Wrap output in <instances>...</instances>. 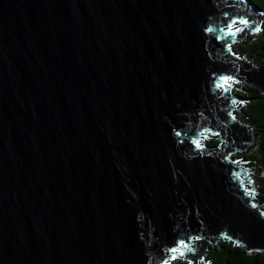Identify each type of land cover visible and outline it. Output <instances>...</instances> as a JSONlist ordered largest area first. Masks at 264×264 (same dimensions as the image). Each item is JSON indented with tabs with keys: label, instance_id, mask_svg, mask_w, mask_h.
Listing matches in <instances>:
<instances>
[{
	"label": "water",
	"instance_id": "95a60500",
	"mask_svg": "<svg viewBox=\"0 0 264 264\" xmlns=\"http://www.w3.org/2000/svg\"><path fill=\"white\" fill-rule=\"evenodd\" d=\"M263 11L253 0H0V264H162L196 234L264 252L261 169L234 157L254 131L227 118L240 103L212 84L231 71L264 89V66L205 31L224 12L259 23ZM197 124L234 141L242 163L175 135Z\"/></svg>",
	"mask_w": 264,
	"mask_h": 264
},
{
	"label": "trees",
	"instance_id": "16d2710c",
	"mask_svg": "<svg viewBox=\"0 0 264 264\" xmlns=\"http://www.w3.org/2000/svg\"><path fill=\"white\" fill-rule=\"evenodd\" d=\"M253 1L264 9V0ZM246 33L248 37L243 38V41L238 45L239 50L245 53L249 52L251 56L261 62V65H264V31L259 33V36H255L256 34H252L250 30ZM236 93L241 95L243 99L249 100L246 101L247 105L243 108L241 119L254 130L258 146L256 152L254 151L244 158H247L250 164L262 169L260 170L261 174L257 176L256 192L259 191V198L264 203V89L254 83L242 82ZM205 142L210 145H217L219 139L212 136ZM196 253H198L199 258L205 255L213 264H264V252L249 251L243 245L224 237L208 246L197 247ZM183 261L180 264H186ZM196 262H199L198 259Z\"/></svg>",
	"mask_w": 264,
	"mask_h": 264
},
{
	"label": "snow or ice",
	"instance_id": "6c2138e0",
	"mask_svg": "<svg viewBox=\"0 0 264 264\" xmlns=\"http://www.w3.org/2000/svg\"><path fill=\"white\" fill-rule=\"evenodd\" d=\"M241 3H247V0H241ZM261 17V20L259 23L255 19L250 18V13L245 14H235V15H229L228 12L223 13L224 20L221 21V25L219 27L213 28L211 26H208L205 28V31L208 33H212L215 35V33L219 32L221 35H215L216 39H219L224 42V45L227 48L228 53L235 57L237 60L243 59V57H239L236 55V53L232 50L233 49V43L234 38H236L240 33L244 32L245 30H250L252 34H256L264 30V12H261L259 14ZM229 38H233L232 42H229ZM214 79L212 80V84L214 88L223 96L227 97L230 100L231 105H237L238 103L242 104L244 101H240L237 98L230 95L231 91L234 89V86L241 83V80L231 71L228 72H222L219 74H213ZM203 115V113H201ZM227 118L231 120H235L236 117L234 115V112L232 110H228L226 113ZM195 132H193L192 135H188V132L191 131L189 129L188 131H178L175 133V135L179 138L181 136L187 137L190 142L195 145L196 149L203 152L206 148V145L201 142V138L204 140L209 139L212 136H221L220 130H214L212 127L209 126H201L197 124ZM207 134V135H206ZM225 136H227V133L225 131ZM234 143L230 138H225L217 145L218 149H224L225 151L222 154V159L226 160L227 162L231 164L239 165L242 162L240 160H233L232 159V151L228 148L230 144ZM234 175L237 177L240 176L239 172L234 171ZM246 174L250 175L251 170H247ZM243 183V181H241ZM246 195H254V192L252 191H246ZM253 208L258 207L255 203L252 204ZM261 215H264V213H261ZM227 235V234H223ZM228 239H233L232 236H228ZM205 240L206 242H210L207 240V237H204L200 234H196L194 236H188L185 238L177 239L173 246H170L165 249V252L167 255L162 259V264H172L173 261H176L180 257H185L186 264H194V262L190 259H187L188 253L193 252L194 249L190 246L191 241H200ZM237 243H241V241L237 240ZM187 249V252L185 251Z\"/></svg>",
	"mask_w": 264,
	"mask_h": 264
},
{
	"label": "rangeland",
	"instance_id": "374dc122",
	"mask_svg": "<svg viewBox=\"0 0 264 264\" xmlns=\"http://www.w3.org/2000/svg\"><path fill=\"white\" fill-rule=\"evenodd\" d=\"M264 12V11H263ZM262 27H264V25H262ZM246 31H248V30H245L244 32H242V33H240L239 34V37L241 38L238 42H235V45H234V50H235V53H237V54H241L243 57H245V54H246V59L248 60V61H252L253 63H254V65H256L257 67H263L264 65H261V62L259 61V60H256V58L255 57H253V56H251L250 55V53L249 52H242V51H240L239 50V47H238V45L243 41V38H246V37H248V35H247V33H246ZM264 30H262L261 32H259L260 34L263 32ZM259 33H256V35L255 36H259L260 34ZM240 55V56H241ZM242 83V82H241ZM241 83H239V84H237V85H235L234 86V89H233V92L232 93H234V94H236V92L239 90V88H240V86H241ZM247 83V82H246ZM247 84H249V83H247ZM249 101V100H248ZM247 101V102H248ZM245 105H247V103H246V101H244V103H242V104H240L237 108H236V111H235V114H236V118L237 119H239V120H241V121H243L241 118H242V112H243V108L245 107ZM251 130V132H253L254 130H252V129H250ZM219 139V138H218ZM258 143H257V137L255 136V143H254V145H253V147L251 148V149H249L248 151H246V152H243V153H236V154H234V157H244V156H247L248 154H250V153H252V152H256V148H257V145ZM236 157V158H237ZM246 164H248V162L246 163ZM249 165V164H248ZM256 166V165H255ZM261 169V168H260ZM262 170V169H261ZM262 172V171H261ZM259 174H261V173H258L257 175H255L254 177H253V183L255 184V186L257 187L258 186V184H257V176H259ZM257 184V185H256ZM251 188H253V186L250 184L249 185ZM254 192V191H253ZM260 194H259V191L258 192H256V194L254 195V197H255V199H256V201H258V202H261V199L259 198L260 196H259ZM262 203H263V201H262ZM262 209H264V207H262ZM209 238V237H208ZM220 238H223V237H219V238H213L212 240H210V242H206V245L208 246L209 244H213V243H215V241L216 240H218V239H220ZM202 241L203 240H200L199 242H197V244H196V247H200V248H202V247H204V245L205 244H201L202 243ZM201 245V246H200ZM199 253V252H198ZM195 257H197V256H193L192 258L194 259ZM198 257H199V255H198ZM182 259L183 258H179V259H177L176 261H173V263L172 264H180V262L182 261ZM188 259H190V256L188 257ZM202 258H201V256H200V258H198V260H201ZM191 260V259H190ZM183 262H185L186 263V259H184V261ZM194 262H195V260H194ZM197 263V262H196ZM195 264V263H194ZM209 264H213V262L210 260V263Z\"/></svg>",
	"mask_w": 264,
	"mask_h": 264
},
{
	"label": "flooded vegetation",
	"instance_id": "af4514ba",
	"mask_svg": "<svg viewBox=\"0 0 264 264\" xmlns=\"http://www.w3.org/2000/svg\"><path fill=\"white\" fill-rule=\"evenodd\" d=\"M198 258H199L198 256L194 258L195 259V262L194 263H196V259H198Z\"/></svg>",
	"mask_w": 264,
	"mask_h": 264
},
{
	"label": "bare ground",
	"instance_id": "6f19581e",
	"mask_svg": "<svg viewBox=\"0 0 264 264\" xmlns=\"http://www.w3.org/2000/svg\"><path fill=\"white\" fill-rule=\"evenodd\" d=\"M235 39V38H234ZM233 241V240H232ZM197 242H199V241H197ZM196 264V263H195Z\"/></svg>",
	"mask_w": 264,
	"mask_h": 264
}]
</instances>
